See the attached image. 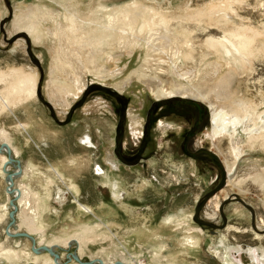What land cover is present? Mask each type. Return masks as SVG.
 Wrapping results in <instances>:
<instances>
[{"label": "rangeland", "instance_id": "obj_1", "mask_svg": "<svg viewBox=\"0 0 264 264\" xmlns=\"http://www.w3.org/2000/svg\"><path fill=\"white\" fill-rule=\"evenodd\" d=\"M133 1L0 0V72L10 73L14 68L38 73L39 91L36 89V98L30 105L31 114L35 119L43 120L48 131H56L60 139L56 141L48 136L39 137L38 132L18 128L16 124L27 119V111L22 104L13 110L0 111V123L22 150L18 155L22 162L25 164L32 159L37 164L41 176L32 185L38 191L44 192L42 184L46 176L53 173L51 163L73 155L78 157L84 163L82 171L78 172V165H75L69 172L74 175L79 186V199L95 208L92 207L93 213H81L73 202L74 193L63 182H54L50 203L56 211L44 216L45 237L53 241L56 236L76 233L81 223L100 220L102 225L98 229L93 227L84 232L85 238L89 239H86L82 254L78 241L74 239L69 241V246L58 242L57 251L61 255L70 250L79 252L83 261L103 258L113 262L125 258L130 264H140L131 260V254L142 264H153V254L157 252L159 257L156 264H225L223 259L229 248L232 264H264V188L255 180L256 175L264 174V137L251 141L250 133L244 128L245 122L238 125L233 136L225 134L215 141L207 135L206 131L211 129V126L208 128V122L196 130L188 143L189 149L199 145L210 147L217 153L226 171L228 163L234 161L230 172L227 171V179L225 171L224 183L217 189L221 182L220 165L208 154L190 155L182 146L186 130L194 120L192 105L182 100L185 97L200 101L202 107L210 112L211 103L230 105L235 100L248 99L257 108L251 113L257 118L258 126H254L251 121L246 123L251 130L255 129L253 132L256 134L264 129V47L261 46L262 54L250 58L246 64L249 63V66L242 70L234 68V77L229 85L220 84L221 78L229 73L230 68L216 52L208 50L205 43L211 36L223 37L225 27L221 23L208 21L209 17H205L207 21L199 28L188 21L186 26L196 48L193 54L187 55L188 49L181 42L178 45L174 43L172 47H162L166 51L164 53L161 49L149 50L154 44L146 46L148 35L134 41L135 46L118 45L113 51L116 54L114 61L102 59L95 67L91 65L93 72L101 70V73L82 72L83 90L70 106L64 107L60 104L55 106L47 95L48 82L55 68L56 49L53 42L51 39L36 42L15 26L18 16L32 14L33 19L45 31H49L56 27L52 17H64L66 11L79 12L88 19L92 16L91 10L100 3L113 8ZM141 1L169 16L185 18L207 10L214 3L232 0ZM232 4L234 6L226 14L230 21L229 27L243 25L264 29V0H233ZM34 11L40 14L36 15ZM45 11L52 12L53 16L42 15ZM97 14L102 16L101 13ZM176 26L177 23L173 22L174 29ZM106 52L111 53V49L106 48ZM213 60L214 63L220 61L223 64L219 74L213 69ZM182 70L194 73H191V78H180ZM55 73L58 80L67 79L64 72ZM7 84L0 80V93L5 91ZM191 87L200 88L209 94V98L194 97L190 94ZM113 90L119 91L125 99L124 110H121V103ZM155 104L160 105L154 108ZM161 120L175 126L163 132L159 128ZM139 121L144 135L137 141L132 127H137ZM84 135H89V145H83L85 140L80 142ZM119 135L122 152L137 154L136 160L126 161L117 156ZM234 140L239 147L236 155L232 151ZM126 142L132 146H125ZM98 165L104 168V174L97 172ZM16 181L24 183L20 179ZM99 184L109 188V196L102 193ZM113 184L117 185V197L113 195ZM7 185V178L0 173V203L8 199ZM212 189L215 191L207 197L197 215L218 227L205 223L201 225V222L191 218L196 204ZM237 197L251 205L254 224L250 207ZM221 201H224L222 212L225 221L219 210ZM215 212V217L208 215ZM170 216L174 220L167 223L166 218ZM15 218L17 223L20 222L19 215ZM187 218V224L178 225V220ZM10 220L8 215L0 222V242L8 248L14 247L20 239L22 244L19 248L31 251L32 241L24 236L6 237ZM11 226L17 230L15 222ZM197 226L202 227L204 232L201 234L192 230L193 236L199 240V246L190 248L184 244V238L191 228ZM20 227L25 231L23 226ZM35 236L39 238V234ZM250 249L257 253V259L249 254ZM22 257L12 260V263L1 259L0 264H37L31 261L34 259L33 253V259L29 261Z\"/></svg>", "mask_w": 264, "mask_h": 264}, {"label": "bare ground", "instance_id": "obj_2", "mask_svg": "<svg viewBox=\"0 0 264 264\" xmlns=\"http://www.w3.org/2000/svg\"><path fill=\"white\" fill-rule=\"evenodd\" d=\"M232 3L233 0L229 2L224 1L217 4L214 3L207 10H202L194 13L193 15L185 16V18L169 16L153 6H147V4L145 5V2L141 0H135L133 2L127 3L126 5H121L113 8L111 6L109 7L108 4L100 3L97 8L91 10L92 16H90L88 19H85L79 12L71 13L65 10L66 13L64 14V17H62L61 15L52 17V12H43L42 15L53 18V22H55L56 26L54 27V29L52 28L53 30L50 29L49 31H45L42 28V25L40 23H37L36 20L33 19V17L31 16L32 14L23 15L20 17L18 16L15 26H17L19 30L26 32L36 42H42L46 39H51V41L53 42L56 49L54 56L55 68L54 71H52V78L48 82L47 95L50 101L53 102L55 106L60 104L64 107H68L72 104V101L79 96L80 91H82L84 88L83 75L87 71L93 74H99L102 72L101 70L93 72L91 65L95 67L97 65V62L102 59H106L108 60V62L114 61V57L116 54H113V51L115 47H118V45H120L121 47H130V45L135 46L136 42L134 43V41H139L141 37H145V35H148V45L146 46L154 44L152 47H149V50L153 51L161 49L162 47H172L174 43L178 45V43L181 42L180 44H183V47H185V49H188L187 55H190L193 54L196 48L191 42L192 34L188 30L186 24L188 21H191L195 24L196 27L199 28L207 21L205 20V17H209L208 21L212 23L213 21H215V23L217 24L221 23L222 26L225 27L223 37L211 36L206 41L205 45L208 50L211 49L213 50V52H216V55L225 62L226 66L230 68L229 73L221 78L220 82V84L229 85L234 77L235 69H241L249 66V63L248 65L246 64L250 60V58L253 56L252 58L254 59L255 55L263 51L261 49V46L264 47V29L257 30L243 25L229 27L230 21L226 18V14L228 9H232V7L234 6ZM33 13H35V11ZM97 13H101L102 16L100 17ZM35 14L39 15L40 13ZM173 22H176L178 25L175 27V29L173 28ZM206 28L207 24L205 29ZM178 34L179 36H177ZM160 38H162V41L159 40ZM108 47L111 49V53L106 52V48ZM161 52L164 53L166 51L161 49ZM158 53L160 52L158 51ZM174 65L176 66V64ZM212 65L215 66L213 67V69H215V73L219 74V68L221 69L223 64H221L220 61L214 63L213 60ZM208 66L210 65L208 64ZM78 69L81 71H78ZM55 72H64L67 79L61 80L59 77L60 80H58V78L55 77ZM82 72H84V74ZM192 72L194 73V71ZM192 72L187 70L183 71L179 74L180 78H191L190 75ZM206 72H208V70H206ZM195 76L196 75H194L193 77ZM9 77H11V80H8ZM0 80L8 83L5 86V91L0 93V111L13 110L14 107L22 104L25 106L29 117L31 115L30 105L32 103V100H35L37 95L36 89L38 84V73H36L35 71L27 72L24 69L13 68L11 69L10 73L0 72ZM177 89L180 90L182 88ZM190 90V94L194 97H200L202 99L209 98V94H206L198 87H191ZM243 99L241 98L239 100H235L230 105H216L211 103V112L209 111L210 120L212 119L210 124L211 129H207L208 131L206 132L212 140L215 141L216 139L225 136V134H229L228 136H233V133L237 131L238 125L244 122V128L245 130L247 129L250 133L249 139L251 141H254L259 137H261V139L262 137H264V129L261 130L264 125L260 127L261 131L256 134V132H253L255 129L251 130L249 124L246 123V121H251L254 126H258V122L256 121L257 118L254 117L253 113H251V111L255 112L257 108L251 105L252 102H248V99L245 101ZM31 122L33 123V120ZM36 123L38 124L37 120ZM36 123L34 124L36 125ZM16 126L26 131L32 125L29 122H26L24 124L20 122L17 123ZM174 126L175 125H173V123L171 122H159V128L163 132H166L169 128ZM43 129L45 132V128ZM132 131L134 138L139 137L137 127L133 128ZM38 135L41 134H39L38 132ZM89 141L90 138L88 136L85 140L84 145H89ZM235 143L236 142L234 140V142L232 143V151H234L236 155V151L239 150V147H237ZM20 151L21 150L14 143V139L10 136L9 131L5 127H2L0 123V173L1 176L6 177L8 180V199L4 203H0V222L5 220L8 215L10 216L12 212L14 220L10 222L6 229V237L8 238L14 236H24L25 238L32 241V244L34 239V247L31 245L32 252L19 248V246L22 244L20 242V239L16 241V245L14 247L8 248H6L5 245L0 242V260L6 259L7 261H10L12 263V260L23 256L25 257L26 261H29L33 259L31 258V255L33 253L34 259L31 261L34 263L37 262V264L39 262H43V264H130V261L125 258H118V260H115L113 262L111 261L112 263L107 262L106 259L103 258L83 261L80 258V256L82 255L79 256V252L77 253L73 250H70L73 255L71 254L70 257L66 258L68 252L61 255L57 251V246L59 244L58 242H60L64 246H69V241L74 239L75 241H78L80 254H82L84 252L86 239H89L85 238L84 232L90 230L93 227L94 229H98L102 225V223H100V220L92 223H81L78 228L79 231H77L76 233L63 234L60 236H56L53 241H48L45 237L46 228L44 223V216L46 213L56 211L53 209V207H51L50 204V198L52 196L51 184L55 182V179L49 175L46 177L44 192L36 191L27 181V183H21L22 185H18L16 180H18L19 178H29L30 180V178H34L33 176L38 175L34 167L23 170L21 161L17 158L18 154L21 153ZM77 160H79L78 157ZM70 161L73 165L76 164V159L70 158ZM232 164H234V161L232 163H228L227 165L228 173L232 168ZM60 170L59 172L55 170V173L60 180L66 183V179L68 178V176L66 173H63ZM96 170L99 174L105 173L104 168H102L100 165H98ZM227 171L226 179L228 175ZM255 180L264 188V174L256 175ZM75 183L76 182L66 184L69 185L71 189H74L76 192H78V187L75 185ZM112 188L114 189L113 195L117 197V194L119 195L117 185L113 184ZM60 197L62 198V195H60ZM64 197L65 196H63V198ZM75 200L78 202V206L82 211L87 212L88 214L93 213V208L90 205L83 204L77 199ZM216 214L217 213L215 212L214 214L208 215L210 217H215ZM18 215L20 218V222L17 223V219L15 218V216L18 217ZM188 219L189 218L178 220V225L187 224ZM166 220L167 223H172L174 217H167ZM14 222L17 225V230L11 226ZM203 224L204 223H202L201 225ZM20 226H23V228H25V231L23 232H25L26 234L20 235L16 233L18 231H22V228ZM192 230L194 232L198 231L202 234L204 232V229L200 226L191 228L189 230V234L184 238V244H186L190 248H195L199 246V240L198 238H195L193 236ZM81 232L84 233V236ZM36 234H39V238L35 236ZM249 252L252 258L257 259L258 256H256L257 253L254 250L250 249ZM153 255L154 259L152 261L154 262L153 264H156V262H158L159 255L157 252H154ZM129 256L131 257V260H135L136 262L142 264V261L138 260L137 257L133 258L131 254ZM223 260L225 264H232V260L229 255V248L225 251Z\"/></svg>", "mask_w": 264, "mask_h": 264}, {"label": "flooded vegetation", "instance_id": "obj_3", "mask_svg": "<svg viewBox=\"0 0 264 264\" xmlns=\"http://www.w3.org/2000/svg\"><path fill=\"white\" fill-rule=\"evenodd\" d=\"M113 92H114V95L117 97V99L121 103V110H124V107H125V104H126L125 99L120 95L119 91L113 90ZM180 98H184V97L181 96ZM182 100L183 101H186V102H188V103H190L192 105V111H193V114H194L193 123L186 130V133L184 135V141L182 143V146H183L184 150L188 154H190V155H197V154H200V153L208 154V153H206L204 151V148L211 149L210 147L203 146V145H199L196 148H194V149L191 150V149L188 148V143L193 139V136H194L196 130H198L200 127H202L203 125H205L207 122H208V128H209V126L211 124V121H212V119L210 120L209 110L208 109L206 110L205 108H203L202 105H201V103H200V101H197V100H195V99H193L191 97H189V98H186L185 97V99H182ZM158 105H160V104H155L154 105V108H156ZM139 124H141V121H139L138 126H137V131H138V134H139V137H135L137 139V141L139 140V138H141L144 135V130L141 129V127H140ZM132 129H133V127H132ZM120 130H121V128H119V132H120ZM117 140H118V144H117L118 147H117V150H116V154H117V156L120 159L126 160V161H132V160H136L138 158V155L137 154H132L131 155L130 153H124V152H122V142H121V136L120 135L118 136ZM130 142L132 143L133 141H130ZM130 142L129 143L126 142L125 143V146H128V147L132 146ZM133 143L134 144H137V142H133ZM99 186H100V189H101L102 193L104 195H106V196H109V194H110L109 188L106 185H100L99 184Z\"/></svg>", "mask_w": 264, "mask_h": 264}, {"label": "crops", "instance_id": "obj_4", "mask_svg": "<svg viewBox=\"0 0 264 264\" xmlns=\"http://www.w3.org/2000/svg\"><path fill=\"white\" fill-rule=\"evenodd\" d=\"M33 101L34 100H32V103H31V105L33 104ZM31 111H32V109H31ZM32 115V114H31ZM29 116L28 117V114H27V118H28V120L26 119L25 121H20L21 123H26V122H29V123H31V125L32 126H30L29 127V129H27V131H32V132H35V133H37V131L39 132V134H41V135H39V137H51L52 139H54V140H56V141H58L59 139H60V136L58 135V133H56V131H48L47 129H48V127H45V125L43 124L44 122H43V120H39V119H37L36 118V120H37V122H38V124L36 123V120H35V118H34V116ZM33 120V123L31 122ZM19 122V123H20ZM41 122V123H40ZM34 123H36V125L34 124ZM17 125V124H16ZM42 127V128H41ZM43 128H45V132H44V129ZM37 131H36V130ZM41 130V131H40ZM43 130V131H42ZM43 132V133H42ZM47 133V134H46ZM89 135H84L83 137H81V139H80V142L82 143V141L83 140H86L87 139V137H88ZM84 145V144H83ZM19 148V147H18ZM20 149V148H19ZM21 150V149H20ZM50 150V147L47 149V151H49ZM20 152H22V150L20 151ZM21 154V153H20ZM19 155V154H18ZM76 156L75 155H73V156H70L69 158L68 157H66V158H62V159H60L59 161H57V162H55V163H51L50 164V168H51V170H52V174H50L49 176H51L52 178H54L55 179V182L56 181H61V182H63L66 186H67V188L70 190L71 188L69 187V185H67L66 183H74V182H76L75 180H74V175L71 173V172H69V170L68 169H72V166H73V168H74V166L75 165H78L77 166V170H78V172L79 171H82V167H84V163L81 161H79V160H77V157L75 158ZM17 158L21 161V164H22V168H23V170H25V169H30L31 167H34L35 168V170H36V172H37V174L38 175H35V176H33L34 178H30V180H29V178L28 179H23V177H21V178H19L21 181L23 180L24 181V183H30V185H32V182L33 181H35V180H38V179H40L39 178V176H41L40 174H39V170H38V167H37V164L32 160V159H30L29 161H27V163H23L22 162V160L17 156ZM70 158H72V159H76V164L75 165H73L72 163H71V161H70ZM69 159V160H68ZM68 161V162H67ZM63 162V163H62ZM67 163V164H66ZM69 163V164H68ZM29 164V165H28ZM63 164V165H62ZM70 164H71V168H70ZM80 164V165H79ZM54 165H56V166H54ZM68 165H69V167H68ZM62 166V167H61ZM65 166H67V167H65ZM81 168H80V167ZM61 167V168H60ZM58 168H59V170L61 171V172H63V173H66L67 174V176H68V178L66 179V183L64 182V181H62V180H60L58 177H57V174L55 173V170H57L58 172H59V170H58ZM65 168H67V169H65ZM55 169V170H54ZM63 170V171H62ZM65 171V172H64ZM68 171V172H67ZM53 175V176H52ZM71 175H73V176H71ZM48 176V175H47ZM46 176V177H47ZM55 176V177H54ZM57 177V178H56ZM46 179V178H45ZM27 181V182H26ZM17 182V181H16ZM45 182H46V180H44V182H43V184H42V186H43V188H44V184H45ZM18 185H22L21 183H17ZM75 185L78 187V192H79V186H78V184H77V182L75 183ZM32 187H33V185H32ZM51 187H52V184H51ZM59 187V186H58ZM34 188V187H33ZM35 189V188H34ZM59 189H60V191H63L60 187H59ZM36 190V189H35ZM36 191H38V190H36ZM44 191H45V189H44ZM70 191H72L73 193H74V196H75V198H74V203L78 206V202L75 200V199H77V200H79L81 203H83L80 199H79V197H78V192H76L74 189H71ZM41 192V191H40ZM62 195V194H61ZM122 195H123V193H122ZM76 201V202H75ZM51 204V203H50ZM83 204H85V203H83ZM87 205H89V204H87ZM51 207H53L52 205H51ZM93 207V206H92ZM94 208V207H93ZM95 209V208H94ZM78 210L81 212V213H87V212H84V211H82L80 208H79V206H78ZM88 214V213H87ZM85 223H87V222H85Z\"/></svg>", "mask_w": 264, "mask_h": 264}, {"label": "water", "instance_id": "obj_5", "mask_svg": "<svg viewBox=\"0 0 264 264\" xmlns=\"http://www.w3.org/2000/svg\"><path fill=\"white\" fill-rule=\"evenodd\" d=\"M41 77H42V72H40V78H41ZM40 78H39V79H40ZM37 91H39V90H38V84H37ZM204 151H205L206 153H208L213 159H215V160L219 163V165H220V169H221V182H220V184L216 187V189H217L218 187H220L221 184L224 183V178H225V168L223 167V164L221 163V160L219 159V156L217 155V153H216L214 150L209 149V148H204ZM9 155H10V153H9ZM214 191H215V189H212L211 191H209V192L205 195V197H204L201 201H199V203L196 204V206H195V210H194V213H193V218H194L196 221L201 222V223H206V224H209V225H211V226H216V224L213 223V222H211V221H209V220H207V219H204V218H200V217H198L197 214H198V211H199L200 207L203 205V203H204L205 200L207 199V197H209V195L212 194ZM237 198H238L240 201H242L244 204H246L248 207H250V209H251V211H252V224H254V222H253V209L251 208V205H250L249 203L245 202V201H244L243 199H241L240 197H237ZM11 202H12V200H11ZM223 202H224V201H221V203L219 204V210H220V212H221V215H222L223 220L225 221V216L223 215V212H222V204H223ZM10 217H11V220L9 221V224H10V222H12V221L14 220V217H13L12 212H11ZM16 233H17V234H20V235H22V234H26V233L23 232V231H18V232H16ZM33 247H34V239H33Z\"/></svg>", "mask_w": 264, "mask_h": 264}, {"label": "built area", "instance_id": "obj_6", "mask_svg": "<svg viewBox=\"0 0 264 264\" xmlns=\"http://www.w3.org/2000/svg\"><path fill=\"white\" fill-rule=\"evenodd\" d=\"M71 254L73 255V253H72V252H68V253H67V257H66V258L70 257V255H71Z\"/></svg>", "mask_w": 264, "mask_h": 264}]
</instances>
